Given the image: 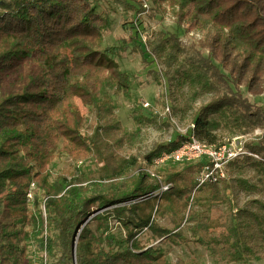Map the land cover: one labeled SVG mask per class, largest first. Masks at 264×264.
<instances>
[{
  "label": "trees",
  "instance_id": "1",
  "mask_svg": "<svg viewBox=\"0 0 264 264\" xmlns=\"http://www.w3.org/2000/svg\"><path fill=\"white\" fill-rule=\"evenodd\" d=\"M113 1L124 10L142 9L140 0ZM163 1L177 7L179 25L187 19L204 33L198 43L207 51L204 60L215 77L210 86L214 94L195 117L194 135L209 144L224 143H216L212 130L217 123L205 117L217 111H228L241 132L258 127L239 85L253 95L264 91V0ZM101 7L100 0H0V264H23L17 253L23 255L26 243L20 247L19 241L27 237L26 225L38 228L37 218L46 230L37 245L45 258H53L51 264H172L161 247L143 241L142 233L149 229L161 238V230L168 239L181 237L182 222L225 264L262 259L263 198L250 197L235 208L218 236L203 235L215 224L193 212L178 213L173 231L158 226L155 215L186 207L201 192L219 201L221 188L246 194L264 190V135L245 144L258 158L242 154L228 162L226 178L198 187L202 161L152 169L157 177L147 171L154 157L172 151L180 140L132 160L118 154L124 142L134 145L137 133L125 132L109 91L131 87L130 75L117 59L134 40L102 48L112 18ZM181 51L177 34L159 37L152 46L153 54L170 59ZM76 98L92 114L90 132ZM65 152L97 155L102 165L69 180L53 177L50 164ZM247 167L253 173L243 176ZM31 182L45 197V222L38 209L26 204ZM45 258L38 264H47Z\"/></svg>",
  "mask_w": 264,
  "mask_h": 264
},
{
  "label": "rangeland",
  "instance_id": "2",
  "mask_svg": "<svg viewBox=\"0 0 264 264\" xmlns=\"http://www.w3.org/2000/svg\"><path fill=\"white\" fill-rule=\"evenodd\" d=\"M146 1L149 8L143 15H137L135 11H126L113 0L103 1L101 7L104 11H108L112 18L111 27L104 32L102 48L106 45L119 44L125 39L134 40L129 41L128 48L117 59L121 70L130 75L131 87L129 90L109 91L116 103L115 113L125 132L137 133L134 145L124 142L118 150V154L131 160L159 145H169L171 142L182 140V136L192 130L200 106L207 103L214 94L211 90V82L215 77L204 60L207 58V51L198 43L204 33L195 23L187 19L179 25L177 7L167 1ZM172 34H177L182 48L177 57L170 59L168 56H163L165 53L159 56L153 54L152 46L156 44L158 38ZM140 43L144 49L139 45ZM137 45L140 46V50ZM219 69L222 73H227L220 66ZM239 86L242 97L246 98L252 111L256 113L253 120L257 122L258 127L244 133L236 127L239 123L233 120L228 111L210 112L205 117L217 123L218 127L212 130L217 136L216 143L238 140L245 147L247 142L257 143L264 135V91L253 95L242 85ZM217 89L226 92L220 84H217ZM75 102L80 115L85 117V129L90 132L89 126L93 123L92 114L78 98ZM136 116L141 117L140 123ZM96 157L97 155L83 157L78 154L61 153L50 164L51 174L53 177L63 175L69 180L73 175L80 173H95L102 165ZM170 162L157 166L149 163V168L155 169L167 164V166L175 165L180 169L185 164ZM129 165L130 163L127 166ZM252 173V168L247 167L243 176ZM220 194L219 201H215L210 198L208 192H201L195 202L189 201L186 207L177 206L174 212L164 216L155 215L154 219L159 227H167L173 231L178 213L193 212L197 214V219L201 218L205 220L204 222L212 221L215 224L214 227H209L207 232H202L203 235L207 233L218 236L224 230L222 224L231 218L235 208L244 204L250 197L264 199V190L246 194L238 190L231 193L221 188ZM36 221L38 228L36 229L33 224L26 225L23 230L27 231V237L19 241L20 247L26 243L23 255L17 253V258L23 264H38L40 257L45 258V252L39 249L37 239L44 236L46 230L38 218ZM191 224H195V221ZM180 229L183 236L173 235L172 239H168L161 230L158 233L163 234V237L158 238L157 234L144 229L142 239L146 244L161 247L172 264H176L178 260L188 259L196 260V264H225L219 252L212 253L208 247L197 242V235L192 234L185 222L181 223ZM259 254L262 259H252L243 264H264V244L260 247ZM45 261L51 264L53 258L47 256Z\"/></svg>",
  "mask_w": 264,
  "mask_h": 264
},
{
  "label": "built area",
  "instance_id": "3",
  "mask_svg": "<svg viewBox=\"0 0 264 264\" xmlns=\"http://www.w3.org/2000/svg\"><path fill=\"white\" fill-rule=\"evenodd\" d=\"M101 2L106 0H100ZM141 7L137 15H143L148 10L149 5L146 0H140ZM131 11L133 10H126ZM193 128V126H192ZM248 154L258 158L257 154L251 153L245 149L243 144L238 140H231L223 144H209L199 140L192 130L184 135L180 140L178 146L170 152L162 151L157 157H154L152 163L154 165H161L165 162L172 163H194L202 161L200 169L196 175L197 186L205 183H217L227 176V164L230 160L242 155ZM147 171L151 176L157 175L148 168ZM159 178V177H158ZM165 189L166 186H163ZM45 197L38 189L35 182H31L26 193V204L33 211L38 209L42 218L46 219V211L44 205ZM37 206V208H36Z\"/></svg>",
  "mask_w": 264,
  "mask_h": 264
},
{
  "label": "water",
  "instance_id": "4",
  "mask_svg": "<svg viewBox=\"0 0 264 264\" xmlns=\"http://www.w3.org/2000/svg\"><path fill=\"white\" fill-rule=\"evenodd\" d=\"M74 253H75V245H73V255H74Z\"/></svg>",
  "mask_w": 264,
  "mask_h": 264
}]
</instances>
